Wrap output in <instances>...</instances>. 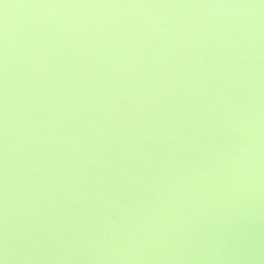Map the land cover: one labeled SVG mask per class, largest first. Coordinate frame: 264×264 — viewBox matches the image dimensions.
Returning a JSON list of instances; mask_svg holds the SVG:
<instances>
[{"label": "water", "instance_id": "95a60500", "mask_svg": "<svg viewBox=\"0 0 264 264\" xmlns=\"http://www.w3.org/2000/svg\"><path fill=\"white\" fill-rule=\"evenodd\" d=\"M0 260L264 264V0H0Z\"/></svg>", "mask_w": 264, "mask_h": 264}, {"label": "clouds", "instance_id": "9594fccd", "mask_svg": "<svg viewBox=\"0 0 264 264\" xmlns=\"http://www.w3.org/2000/svg\"><path fill=\"white\" fill-rule=\"evenodd\" d=\"M0 264H6L4 260H0Z\"/></svg>", "mask_w": 264, "mask_h": 264}]
</instances>
